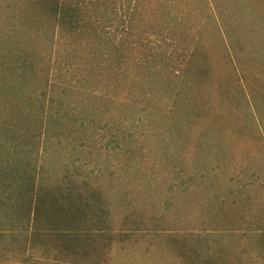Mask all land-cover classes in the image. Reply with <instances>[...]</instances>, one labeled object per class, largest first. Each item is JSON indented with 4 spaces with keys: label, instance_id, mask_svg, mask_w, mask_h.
<instances>
[{
    "label": "rangeland",
    "instance_id": "374dc122",
    "mask_svg": "<svg viewBox=\"0 0 264 264\" xmlns=\"http://www.w3.org/2000/svg\"><path fill=\"white\" fill-rule=\"evenodd\" d=\"M146 1L140 9L146 28L175 16L193 21L194 36L202 35L210 56V82L180 85L182 77L149 58L159 55L157 48L124 52L134 60L120 71L116 59L109 71L101 45L88 46L84 56L63 51L50 66L45 60L58 41L49 27L35 16L13 19L19 39L9 49L12 15L27 11L0 0V53L13 49L10 61L19 68L24 61L31 75L26 85L21 74L0 72V142L12 158H26L23 169L46 180L74 166L89 172L90 183L114 207L106 231L115 234L101 241L100 259L64 258L52 245L48 252L27 246L29 254L19 255L2 241L0 264H264V245L256 238L264 233V0ZM128 6L131 11L134 2L102 4L117 10L104 27L121 22ZM94 55L100 70L82 68ZM143 56L148 70L139 71ZM34 74L44 79V107ZM6 94L20 99L19 112ZM32 98L23 120L24 99ZM121 230L129 235L123 242ZM181 243L186 257L172 249Z\"/></svg>",
    "mask_w": 264,
    "mask_h": 264
},
{
    "label": "trees",
    "instance_id": "16d2710c",
    "mask_svg": "<svg viewBox=\"0 0 264 264\" xmlns=\"http://www.w3.org/2000/svg\"><path fill=\"white\" fill-rule=\"evenodd\" d=\"M14 1L18 2L20 13H23L24 10L27 13L20 16L13 14L12 19L10 16L8 17L12 22V38L8 42L9 49L15 45V40L19 39L15 36L16 26L13 19L16 22L22 19L29 22L35 16L39 25L49 27L53 37L58 41V47H54V43H51L50 55L45 60V62H49L50 66V62H54L64 52H76L77 55L84 56L88 46L97 49L101 45L103 47L101 53L105 52L109 56L105 58L104 63L111 59L109 71L113 67L112 60L115 61V59L117 60L115 70L119 69L120 71L123 69V63H129V66L132 67L131 62L134 60L132 55L129 56L124 52H132L133 49L151 51L157 48L160 52L159 55L156 57L151 53L149 58H159L163 67L161 69L164 72L166 71L172 77L174 75L182 77L180 85L187 87L185 83H189V80H192V83L196 82L197 85H203L210 78V56L203 48L200 39L202 35H199L200 38L194 36L193 21L183 22L177 18L178 16H175L166 21L164 26L154 23V25H158L157 29L146 28L143 26L144 19L140 10L141 6L148 3L146 0H125L127 4L133 1L134 8L130 11L128 6L122 21L110 25L109 29L104 27L103 20H115L116 17H113L112 13H117V10L110 11V9L101 8V5L108 0ZM159 36L162 37L164 46H160L162 44L158 43L156 37ZM59 43L62 47H59ZM94 51H89V56H92ZM13 52L12 49L0 53V72L4 73L5 71L8 75L21 74L20 77L24 79L26 85H29L30 81L28 80L31 75L28 71L30 68L25 67L24 61H22L24 68L22 65L19 68L13 61H10L12 60L10 55ZM95 58H97L96 55L87 60L82 68L100 70L102 62ZM149 58L146 56L140 58L141 60L136 64L139 71L143 68L148 70ZM261 67L263 68L262 64ZM124 72L127 71H122V73ZM1 73L0 87L4 86ZM34 77L40 79L36 85L41 87L39 92L43 96V101L40 103L41 107H44L46 95L44 79L40 74H34ZM45 80V85L48 86L49 80L47 78ZM4 98L8 100L7 102L14 111H20L22 102L19 98L13 94L12 97L6 94ZM31 101L32 104L35 103L34 98L28 99V101L24 99L23 106L26 112L23 120H28ZM79 145L82 146V143ZM10 152L12 150L4 148L0 142V242L11 244L12 250L17 249L19 255L29 254L27 246L31 248V251H35L32 246H39L41 250L44 249L48 252V248L52 245L59 248L58 253L64 258L75 259L87 256L89 259H100L104 257L105 252L102 248L105 247V243L101 241L108 239L107 243H109L115 236L113 231H106L108 227L106 217L107 215L109 217L110 207H114L112 205L109 207L111 203L109 199L104 200L105 191L101 190L100 186L94 187L90 183L89 172L83 171L82 167L74 166L66 168L61 178L53 180L48 177L46 180L42 176H38L35 170L34 173H31L27 169H23L22 167H25L27 161L26 158L24 160L14 159ZM92 173L94 174V172ZM115 209L117 210V208ZM120 236L123 242L129 235L121 230ZM257 236L258 242L264 245V233ZM180 241L181 238H175L176 243ZM182 243L185 244L184 241ZM182 243L181 245L175 244L172 249H180L179 256L186 257ZM191 255L200 258L196 252H192ZM55 257L54 259H57L58 255ZM262 258H264V253ZM261 260L264 262L263 259ZM24 261H28V259ZM200 263L201 261L198 260L197 264ZM251 264H262V262L258 260Z\"/></svg>",
    "mask_w": 264,
    "mask_h": 264
}]
</instances>
